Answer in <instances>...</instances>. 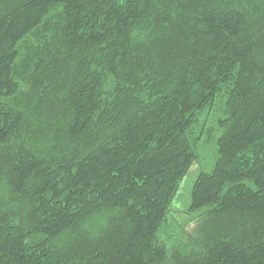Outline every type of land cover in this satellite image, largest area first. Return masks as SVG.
I'll return each mask as SVG.
<instances>
[{"label":"trees","instance_id":"16d2710c","mask_svg":"<svg viewBox=\"0 0 264 264\" xmlns=\"http://www.w3.org/2000/svg\"><path fill=\"white\" fill-rule=\"evenodd\" d=\"M0 264H264V0H0Z\"/></svg>","mask_w":264,"mask_h":264},{"label":"rangeland","instance_id":"374dc122","mask_svg":"<svg viewBox=\"0 0 264 264\" xmlns=\"http://www.w3.org/2000/svg\"><path fill=\"white\" fill-rule=\"evenodd\" d=\"M213 158L211 157V155L207 154L204 156V158L202 159V161L200 162L201 165L200 167L196 168V166L192 165L191 167H189V170L186 172V175L182 178V180L180 181V185L178 188V192L176 194V198L175 201H177V199L180 201L182 199V209L181 210H185V208H187L186 206L188 205L189 202V192L190 189L192 187V183L194 181V179L196 178L197 174L199 171L203 170V171H208L210 168V164L212 163ZM173 210V209H172ZM176 219H178V224H176L175 222V226L176 228L180 226L181 223H185L188 220H186L185 218L187 217H183V216H175ZM189 219V218H187ZM174 231V230H173ZM174 233V232H173Z\"/></svg>","mask_w":264,"mask_h":264}]
</instances>
